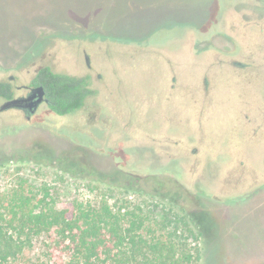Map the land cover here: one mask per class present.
<instances>
[{
  "label": "rangeland",
  "instance_id": "rangeland-1",
  "mask_svg": "<svg viewBox=\"0 0 264 264\" xmlns=\"http://www.w3.org/2000/svg\"><path fill=\"white\" fill-rule=\"evenodd\" d=\"M44 66L92 93L0 112V196L140 204L176 258L264 264V0H0V81L24 93Z\"/></svg>",
  "mask_w": 264,
  "mask_h": 264
},
{
  "label": "trees",
  "instance_id": "trees-1",
  "mask_svg": "<svg viewBox=\"0 0 264 264\" xmlns=\"http://www.w3.org/2000/svg\"><path fill=\"white\" fill-rule=\"evenodd\" d=\"M34 83L44 87L49 108L58 115L81 108L92 93L87 76L57 73L47 66L39 68ZM12 95L10 83L0 81V97ZM19 187L0 196V264H11L19 257L25 259L23 264H36L25 253L40 235L49 241V255L42 264H192L191 255L176 258L170 242L139 231L143 226L140 204L125 201L113 206L106 198L97 204L72 199L57 208L49 188H41L37 196L32 189ZM173 215L184 218L178 212ZM54 248L59 249L57 259L50 257Z\"/></svg>",
  "mask_w": 264,
  "mask_h": 264
},
{
  "label": "flooded vegetation",
  "instance_id": "flooded-vegetation-1",
  "mask_svg": "<svg viewBox=\"0 0 264 264\" xmlns=\"http://www.w3.org/2000/svg\"><path fill=\"white\" fill-rule=\"evenodd\" d=\"M39 70V69H38ZM36 70V73L37 71ZM36 75V74H35ZM35 78V77H34ZM10 81H7V82H11V80L13 79L12 76L9 77ZM11 85V84H10ZM39 86H42L41 84L39 83H34V80L32 82V84H26V85H20V86H16L17 89H23L25 92L24 93H21V94H15L14 90L12 88V92H13V95L11 98L9 99H5V98H2L3 99V103L7 100H10V99H13V98H19V99H30L32 97H36L37 93H39V90L36 89V87H39ZM12 87V86H11ZM48 100V101H46ZM49 99L47 98L46 96V90L44 89V94L42 95V98H41V101L38 103L37 107L35 108V110H31L29 106H17V107H10V108H13V109H17V110H21L24 114V116H26L28 119L36 112V110L38 109V107L41 105V104H46L48 107H49ZM2 103V104H3ZM1 104V105H2ZM0 105V106H1ZM9 109V108H8ZM6 110V109H4ZM4 110H0V112L4 111Z\"/></svg>",
  "mask_w": 264,
  "mask_h": 264
},
{
  "label": "water",
  "instance_id": "water-1",
  "mask_svg": "<svg viewBox=\"0 0 264 264\" xmlns=\"http://www.w3.org/2000/svg\"><path fill=\"white\" fill-rule=\"evenodd\" d=\"M36 89L39 90V93H37L36 97H32L30 99L13 98L7 100L0 106V110L8 109L10 107L24 106V105L29 106L32 111L35 110L38 103L41 101L42 95L44 94V87L39 86L36 87Z\"/></svg>",
  "mask_w": 264,
  "mask_h": 264
}]
</instances>
